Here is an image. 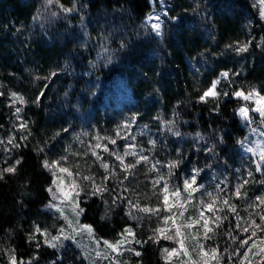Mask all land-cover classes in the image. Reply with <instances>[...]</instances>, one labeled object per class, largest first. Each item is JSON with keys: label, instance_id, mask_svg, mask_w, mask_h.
Returning a JSON list of instances; mask_svg holds the SVG:
<instances>
[{"label": "trees", "instance_id": "16d2710c", "mask_svg": "<svg viewBox=\"0 0 264 264\" xmlns=\"http://www.w3.org/2000/svg\"><path fill=\"white\" fill-rule=\"evenodd\" d=\"M158 1L59 0L65 7L75 4L77 8L65 14L55 3L46 7L45 0H0V91L5 93L0 96V140L4 142L0 144V166H4L5 159L10 163L15 158L23 159L17 174L0 181V264H7L10 248L24 261L38 253L39 264H49L58 254L63 256V264H111L110 258L103 259L82 248L71 253L70 243L57 253L43 245L39 235L42 247L37 250L25 237L34 224L52 234L64 220L55 208L45 207L52 200L45 191L52 174L41 167V161L53 158L65 135L77 138L88 149L99 135L100 142L116 152L103 139L108 137L106 130L118 115L138 106L140 96H145L147 110L153 105L164 110L168 116L162 130L166 147L179 148L187 158L170 178V185L181 188L194 156L203 157L213 169L223 172L227 160L242 154L243 147L237 141L245 137L250 140L252 129H264L260 115L251 111L253 104L231 95L241 89L247 93L251 86L264 95V50L255 46L264 38L259 0H172L165 11L181 19L177 25L161 14L165 21L162 39L150 31L146 34L141 27L154 9L155 13L161 11ZM53 12L57 15L53 16ZM18 28L20 32L16 31ZM253 37L247 53L236 55L225 48ZM122 43L127 46L121 48ZM231 69L240 75L232 76L230 72L234 81L230 84L220 73ZM52 72L57 75L50 77ZM36 76L50 78L37 81ZM216 79L220 80L216 90L229 95H221L218 101H199L202 92ZM141 86L145 87L142 91ZM40 90H44V96L37 105L33 101ZM13 91L26 101L20 108L31 132L27 140L20 139L14 109L8 107L7 99ZM217 102L218 112L214 111ZM239 107L250 108L251 124L238 114ZM169 121L175 122L174 127ZM169 127L181 135L175 136ZM65 128L68 131L64 134ZM58 132L60 135L54 138L53 133ZM221 136L224 143L219 142ZM9 137H15L20 147L13 149L7 143ZM213 145L215 157L205 151ZM97 151L112 164L115 157L101 149ZM165 170L168 173L167 167ZM192 198L183 215L187 221L199 216L198 194L192 193ZM186 199L188 193L182 191L176 200L178 208L171 213L180 216L185 207L179 204L185 206ZM81 207L85 212L80 220L93 225L97 237L119 239L118 233L126 226H131L139 239L152 234L145 223L139 227L143 214L130 209L127 201H118L117 208L107 217L99 197L82 202ZM130 210L137 216L136 221L127 215ZM64 214L70 212L65 208ZM223 216L227 219L222 226L214 228L215 247L219 246L222 256L220 264H240V258L233 256L228 260L223 251L228 247L231 252L238 246L226 235L229 222L234 228L236 218L228 211ZM256 220L260 223L258 217ZM233 235L246 238L239 231ZM253 239L259 244L257 238ZM204 242L210 248L212 240ZM132 246L142 256L124 251L118 256L119 264H179L177 260H166L162 251L178 246L175 240ZM245 250L240 249L241 253Z\"/></svg>", "mask_w": 264, "mask_h": 264}, {"label": "snow or ice", "instance_id": "6c2138e0", "mask_svg": "<svg viewBox=\"0 0 264 264\" xmlns=\"http://www.w3.org/2000/svg\"><path fill=\"white\" fill-rule=\"evenodd\" d=\"M153 4H155L156 0H152ZM164 0H160V3H163ZM53 3L57 4L65 14H71L73 11H76L77 8L75 4H73V7H65L63 4H60L59 0H45V6L52 5ZM260 4V18L264 19V0H259ZM255 7V5H253ZM199 7V4H197V8ZM195 11V9H193ZM53 16H56L57 13L53 12ZM162 15L167 18L168 22H171L173 24H179L180 17L179 16H171L169 15L168 11H162ZM165 26V21L161 19V13H155V9L152 13H149L141 25V27L144 29L145 33H155L157 37L163 38V28ZM17 32H20L21 29H16ZM255 38L249 39L243 43L236 42L235 44H228L225 45L226 49H230L231 51L235 52L236 55H240L242 53L249 52L250 47H252L253 40ZM84 45H81L83 47ZM127 45L122 43L121 48L126 47ZM258 48H261L264 50V38H262L258 43L255 45ZM203 55V53H201ZM67 67V65H66ZM230 72L231 70H225L220 73V77L224 80H228V82L234 83L230 79ZM56 72L50 73V77L56 76ZM232 76L239 77V72H231ZM50 77H43L36 76V80L39 81L41 79H49ZM220 83L219 79L213 80L211 82L210 87L207 88V90L203 91L202 94L199 96V101L206 102V98L211 97L212 99H215L218 101V98L223 95L227 97L229 95V92L225 91L223 93L217 91V85ZM48 87L47 84L44 85V89ZM5 93L3 91H0V96H4ZM232 96L237 98H243V100L247 101L250 99L255 100L256 107L254 109H251V111H254L258 113L261 117V124H264V95H261V91L258 90L255 86H251L250 89L247 91V93L244 90H234L231 93ZM44 96V90H40L39 94L36 96L33 103L39 105L41 101V97ZM9 98L11 100V103L8 105L10 109H14L13 115L16 117L17 120L21 121L18 130L20 131V139L21 140H27L28 136L31 135V132L28 131V124L26 121H24L23 117L20 115L22 109L20 107H17V101L19 103L23 104L26 103L23 96L19 95L17 92H11L9 95ZM214 111H219V103L217 102L216 107ZM238 114L248 121L249 124L252 123V119L250 117V108L249 107H239L237 110ZM138 114H135L132 118H130L129 121H126L122 127L124 129H127L129 125L135 121L136 116ZM174 115H178V113H174ZM155 119H159V117H155ZM169 124H171L174 127V121H169ZM173 127H169L168 131L172 132L175 136L179 137L181 134L179 131H173ZM145 128H147V125H145ZM64 132H67L68 129H63ZM253 132L256 131V129H252ZM27 133L25 135L24 133ZM57 136L60 135V133H56ZM117 136H120V126H118ZM261 135H264V132L261 133ZM123 139H127V137H121ZM96 140V143L94 145H89V150H91V155L96 158L97 161L100 162V167L104 169V174L102 178L98 181L94 175H83L81 173H77V175H80V180L77 182L75 179L71 181V183H65V179L62 177L61 174H66L68 177L73 176V173L69 170L68 167L60 166L59 161H53L50 162L48 159H43L41 161V167L48 170L52 174V180L49 184V186L45 189L46 192H48L52 200L47 204L46 208H56V211L61 214L63 219L66 221L67 227L61 226L56 229V234L52 235L47 228H41L39 225L34 224L32 229L28 232L25 239L29 244H35V247L37 250H39L42 247L41 241L37 239V236L43 238V245H46L48 248L55 249L57 253L60 252L61 249L65 247L64 241L71 240L73 243L76 242V236L83 234L84 232H87V234L93 238V241L96 245H100L101 243L105 246L106 249L110 250L112 253H116L117 256L121 255V250L131 252L135 257H141L142 252L138 251L133 247L132 245H140L143 247L144 245L148 243L158 244L160 243L161 239L164 240H175V242L179 245V249L177 248H164L162 251L165 255V259L168 260L173 256H176L178 252H182L184 256H188V252L185 249V236L181 232V226H175V231L173 235H169L170 232L169 227H167L169 221L172 222L173 225H176V220L172 215H167L163 217V225L164 226H157L156 228L152 229V234L148 235L146 239H139L137 238L136 233L132 229L131 226H126L122 229L120 233H118L119 239L115 240H108V239H96V230L91 224H79L76 220H69L68 216L64 214L65 208H70L72 210V213H74L75 217L81 216L85 209L81 207L82 202H86L89 199H92L94 197H100L101 199L104 198L105 194H108L112 198V204L117 205V202H123L127 201L130 209H136L137 212H142L145 214H151V215H160L161 208H152L144 206L142 207L138 202H133L131 199L126 197L123 193L129 191L128 184L126 182H129V177L134 174V170L137 168L138 165H140L142 162L147 163L149 162V157L147 155H144V149H140L139 152L136 151L137 145L136 144H126L125 145V151L122 155L117 154V152L112 151L108 144H102L101 137L99 135H96L94 137ZM104 140L108 141V143L112 145H116L117 141L116 139H113L111 137H104ZM131 139L133 141L136 140L135 136H131ZM219 142L224 143L223 136L219 137ZM247 137L244 138V140L237 141L238 144H240L241 147H244L245 150L249 153H252L255 157L257 154L259 156L258 160H255V169L254 171L257 173H261L264 175V172H262V168H264V146L257 145L256 148L253 147H247L246 146ZM4 142L0 140V144H3ZM7 143L9 145H12V148H19L20 145L15 142V137H9ZM149 144H152L153 147L156 145V141L154 139H149ZM102 149L103 152H107L109 156L115 157V160L119 162V168L122 173V178L120 175H118L117 171L115 170L114 165H110L108 162L104 160V158L99 154L97 150ZM200 149H197L199 151ZM5 151H10V149L5 148ZM39 151L43 152V149H40ZM207 153H211L213 157H215L217 154L215 152V145L212 147H209L205 149ZM128 156L133 157L132 162L126 163V158ZM176 159L171 160L166 165L168 168L167 173V179L164 175L160 174L159 169L157 168V165H160V161L157 160L155 163L151 164L150 171H153L156 173V176L154 179H152L153 187H157L161 185L162 183V192H163V203L162 208L165 212H171L172 209L176 206L174 204H170L169 202V193L171 191V195L174 196L177 201H179L182 191L188 193L189 201L191 199L192 193L199 191L201 188H204V185L199 184L198 185V177L201 175L202 169L193 167L189 174H187L183 179L182 188L178 184H172L170 186V178L174 175V170H177L180 168L182 162H183V153L179 148L176 149ZM66 157H61V160H65ZM23 159L22 158H15L13 162H9L8 159H5L3 161L4 166H0V181H4L6 179L7 175H15L18 172V168L20 165H22ZM206 167H211V165H206ZM58 169V171H57ZM237 172H240V169L236 170ZM248 177L253 176V171L249 170L247 173ZM242 182L237 183L235 186V192L234 195L237 199H246L247 207L245 208V211L248 212L247 218H244L240 216V214L237 211V207L234 204L230 203L229 199H223L222 205L223 207L216 208L214 207L217 203V198L214 197L212 193H206V195L209 197L210 202L205 203L204 200L200 201V204L202 205V209L199 212V216L196 220H192L190 223H187L186 225H183V227H186L188 229H191L195 224H200L202 221V227L204 230V234L202 238H199L196 235H192L191 239L196 241V244L199 248V253L202 258V264H209L210 260L216 261V264H220V261L222 259L221 254L219 253V246L212 247L210 250H205L203 241L210 240L213 238V236L216 235V232L214 231L213 227H210V222L215 224L216 228H220L224 222V220L227 219V216L217 215L216 212H223L224 208H227L228 212L233 214L236 218L235 227H231V222H229V227L226 232V235L231 238L233 244H237L238 246L233 248L231 252H229L228 247L224 248V253L227 254L228 260H231L233 256H236L240 258V264H264V194L256 195L254 200L248 198V192L247 190L241 192V189L244 188L245 185H248L252 183L253 181H250L249 179L241 178ZM109 180H115L118 182V185L120 186V191L117 192L114 188H110L108 181ZM226 180V178H225ZM225 181H221L220 183H224ZM130 183V182H129ZM220 183L216 184L217 193L220 191H223L220 187ZM261 184H264V180L260 181ZM196 186V187H194ZM59 200L60 204H55V201ZM107 204V201H104ZM258 202V203H257ZM179 207L183 208L184 203H180ZM248 209H253L254 211H248ZM204 210H207L208 212L213 214V217H206L204 215ZM183 212H180V216H183ZM127 215L132 219H137V216L133 215L132 211L130 210ZM256 217L259 218L260 223H257ZM101 219H105L104 216L101 217ZM75 224V226H73ZM241 232L246 234V238H242L238 235H233L234 232ZM212 235H209V234ZM259 234V235H258ZM253 238H257L259 240V244H257L256 240ZM252 241L250 244L249 242ZM77 247H79V244L77 243ZM241 253L240 249H245ZM255 249V251H253ZM9 255L7 264H39V254L33 255L28 259L27 261H24L21 259L18 254L16 253L15 249H9ZM97 256L101 255L99 252L96 253ZM256 257H260L259 261L256 260ZM87 258V256H85ZM63 256L62 255H56L55 259H52L49 264H63ZM111 264H119L118 260L111 261Z\"/></svg>", "mask_w": 264, "mask_h": 264}, {"label": "rangeland", "instance_id": "374dc122", "mask_svg": "<svg viewBox=\"0 0 264 264\" xmlns=\"http://www.w3.org/2000/svg\"><path fill=\"white\" fill-rule=\"evenodd\" d=\"M171 1L172 0H164L163 3H160L159 0L158 3L160 4V8H161V11L159 13L162 14V11L166 10L167 3ZM233 71L234 70L231 69V72ZM142 88L145 87L141 86L140 91H142ZM208 99H211V97L206 98V100ZM7 100H8V104H10L11 103L10 98H8ZM247 101L253 104V109L256 107L254 99H250ZM20 105L21 103L17 101L16 106L20 107ZM146 105L147 103L145 96L143 95L140 96L139 105L133 107L129 112H125L118 115L116 119L113 122H111L110 126L106 130L107 136L116 139L117 141L116 145H113L116 149L117 154L122 155L124 153L126 144H136L137 145L136 151L139 152L140 149L142 148L144 149V155H147L149 157V162L147 163L142 162L134 170V174L129 177L130 183L126 182V184H128L129 191L123 194L129 199H131L133 202H138L142 207L147 206L152 208H161V212L159 216L145 214L141 212L143 214V218H142L143 222L139 223V227H141L145 223L149 231L152 233L151 230L156 228L157 226H164L163 217L167 215H172L176 220V225H173L171 221H169L167 225V227H169L170 229V232L168 233L169 235L172 230H175V226H181V232L185 236V249L188 252V256H184L182 252H178L176 256H173L168 260H177L179 264H202V258L200 256L199 248L196 244V241L191 239L192 235H196L199 238L203 237L204 230L202 227V221L200 224H195L191 229L183 227V225L190 223L191 220L187 221L186 219H184L185 216L184 214H183L184 216H178L175 213L165 212L162 208L163 192L161 189L163 185L161 183V185L154 188L151 182L152 179H154L156 176L155 172L150 171L152 163H155V161L157 160L160 161V165H157V168L159 169L160 174L164 175L165 178L167 179L168 177L165 167H167L166 165L168 164L169 161L174 160L177 157H176V148H173L171 150L168 149L162 137L163 125L164 122L168 119L167 114L160 106L153 105L149 110H147ZM135 114H138L136 116L135 121L132 122L127 129H124L122 125L126 121H129L130 118H132ZM155 117H159V119H155ZM137 118H140V120L137 121ZM15 121L17 126H19L21 121L17 119ZM145 125H147V128H145ZM118 126H120V136L116 135ZM262 132H264V129L256 130L255 132L252 131V136L250 140L246 142V146L253 148H256L257 145L264 146V135H261ZM131 136H135L136 140L133 141L131 139ZM53 137L54 138L56 137V133H53ZM121 137H127V139H123ZM149 139H154L156 141L155 147H153L152 144L148 143ZM54 154L55 155L53 156V158H51L49 161L50 162L59 161L60 166L68 167L69 170L73 173V176L71 177H68L66 174H61L62 177L65 179V183H71L73 179L79 182L80 175H77V173H81L83 175H89V174L94 175L98 181L102 178L104 174V169L99 166L100 162L97 161L96 158L91 155L89 149L86 146H84L77 138L71 135H65V137L61 139ZM61 157H66V159L61 160ZM186 159L184 157L183 161H186ZM258 159H259L258 154L254 157L252 153L247 152L243 147L242 154L238 157L227 160L226 170L220 172L216 169H213L212 167L210 168L206 167V165H210V163L207 160H205L203 157L194 156L192 158L190 168L192 169L193 167H197L202 169L201 175L198 177L197 183L198 185L199 184L204 185V188H201L199 191L194 192L198 194L199 212L203 210L200 201L204 200L205 203L210 202L209 197L206 195V193H212L214 197H218L217 203L214 207L216 208L223 207L221 201L223 199L230 198V203L234 204L237 207V211L240 214V216L247 218L248 212L245 211V208L247 207L246 199H237L235 197L234 195L235 186L237 183L242 182L241 178L249 179L250 181L253 182L248 185H245L244 188L241 189V192L247 190L248 198L252 200H254L256 195L264 194V188H263L264 184L260 183L261 180H264V175L254 171L255 169L254 161ZM132 160L133 157L128 156L126 158V163L132 162ZM111 165L115 166V170L117 171L118 175H120L122 178V173L119 168V162L114 159ZM237 169H240V172H237L236 171ZM249 170L253 171L252 177H248L247 175ZM262 172H264V168H262ZM221 181H225V182L220 183ZM218 183H220V187L221 189H223V191H220L219 193H217V189H216V184ZM108 184L110 188H114L117 192L121 190L120 186L118 185V182L115 180H109ZM192 199H193L192 196L190 201L189 198L186 199V204L184 206L185 208L182 211L183 213H185V209L191 205ZM105 200L107 201V204L104 202ZM176 200L177 199L171 195V191H170L169 193L170 204L176 205L177 203ZM102 201L104 204L105 217H107L111 212H113V210L117 208L118 202L117 205H113L112 198L108 194H105ZM56 204L59 205L60 201L57 200ZM176 208L178 207L175 206L172 210H176ZM134 210L137 212L136 209ZM66 211L70 212V214H66L69 220H76L79 222V224H87L82 222L80 220V217H75L74 213H72V210L70 208H66ZM227 211H228L227 208H224L223 212H216V214L223 216V214ZM248 211L250 212L254 210L248 209ZM64 213H65V209H64ZM204 215L206 217H213V214L208 212L207 210H204ZM131 220L136 221L135 219H131ZM61 226L67 227L65 220H63V222L60 223L59 227ZM73 226H75V224ZM209 226L215 228V224L211 222ZM55 234L56 231L52 232V235ZM209 235L212 234L210 233ZM214 237L215 236H213V238L211 239L212 244L210 248H207L205 242L203 241L205 250H210L212 247H215ZM100 238L101 237H97L96 235V239H100ZM76 242L79 244V247H77V243H73V241L71 240L64 241L63 243L64 245L70 243L73 246V247L70 246L69 248V251L73 254H75L74 249L82 248L85 249L88 253L92 252L96 256H97L96 253L99 252L101 254L99 256L103 259L110 258V260L112 261L118 260V256L116 253L110 252V250L106 249L102 243L99 246L96 245L93 241V238H91L87 234V232H84L83 234L76 236ZM175 248L179 249V245L175 246ZM169 249L171 248L169 247ZM121 252H124V250H121ZM163 255L165 257L166 254L163 253ZM76 256L78 257V255ZM209 264H216V261L210 260Z\"/></svg>", "mask_w": 264, "mask_h": 264}]
</instances>
